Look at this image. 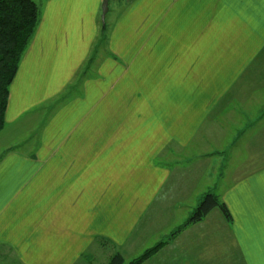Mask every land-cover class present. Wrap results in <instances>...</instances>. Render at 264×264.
Listing matches in <instances>:
<instances>
[{
  "label": "crops",
  "instance_id": "0c3cea01",
  "mask_svg": "<svg viewBox=\"0 0 264 264\" xmlns=\"http://www.w3.org/2000/svg\"><path fill=\"white\" fill-rule=\"evenodd\" d=\"M103 1L44 2L4 129L93 66ZM113 4L105 69L43 124L37 155L0 139V264L140 257L163 200L176 232L207 194L233 223L215 209L144 264H264V0Z\"/></svg>",
  "mask_w": 264,
  "mask_h": 264
},
{
  "label": "trees",
  "instance_id": "16d2710c",
  "mask_svg": "<svg viewBox=\"0 0 264 264\" xmlns=\"http://www.w3.org/2000/svg\"><path fill=\"white\" fill-rule=\"evenodd\" d=\"M40 23V9L33 0H0V132L5 127L11 86ZM218 209L226 221L233 217L225 203L215 194H207L195 209L185 226L203 221L213 210ZM171 235L172 240L184 228ZM161 242L129 264H144L168 242ZM108 264H126L122 254L116 253Z\"/></svg>",
  "mask_w": 264,
  "mask_h": 264
},
{
  "label": "rangeland",
  "instance_id": "374dc122",
  "mask_svg": "<svg viewBox=\"0 0 264 264\" xmlns=\"http://www.w3.org/2000/svg\"><path fill=\"white\" fill-rule=\"evenodd\" d=\"M33 1L38 5L40 9V20H41L43 13H44V8H45L44 2L46 0H33ZM113 6H114L113 0H110V4H109L110 13H108L107 18L105 19V26L102 24V21L100 20L102 27H101L98 39L92 47V52L94 53V54L92 53L93 54V58H92L93 66L90 67V69L89 68L84 69V71H87L86 74L84 75L82 73L78 76V80H77L78 84H76L74 88H72V86L69 87V89H67L66 92H64L62 95H60L59 97H56L55 99L51 100L50 102L46 103L43 107H41L38 111L37 117H35L36 114L35 115L31 114L29 116L24 117V122L22 124L18 122L16 125L8 127L7 129H4V131L2 130L3 133L0 136L1 137L0 139L2 142L4 141L11 142V143L13 142L14 144H16L13 147L15 148V147L21 146L22 141H26L28 145L27 146L28 148L26 149L27 153L31 154V156L37 155V152L39 150L37 145L41 144V135H42L41 128H43V124H46L48 118L50 116H53L60 110L61 104H63L66 100L75 99L81 96L80 95L81 86L83 85H80V84L86 80L85 79L86 77H94L98 70L101 72L102 69H105V66H104L105 63L103 64V61H106V43H107L108 34L110 33V30H111L110 21L112 20V17H113V11H112ZM101 11H102V7H101ZM101 16H102V12L100 13V17ZM97 65H99V69L96 68ZM82 92L84 94L85 90L84 91L82 90ZM1 150L2 148L0 149V151ZM18 151H21V149H18ZM2 152L3 151H1L0 154H5ZM166 201L167 199L161 202V205L165 202L163 209L155 210L151 212L150 215H148L149 218L147 217L148 223H149L148 228H150L149 229L150 231L155 233V232L163 230L162 234L159 237L153 238L151 241L148 240L149 238L147 239L148 240L147 246L149 247H152L157 242L158 244H160L161 242H166L169 238H171V235L174 233L173 229L176 223L171 224L168 222L173 217V213L172 211H170V207H169L171 205L170 201L168 200L167 201L168 203H166ZM139 233L140 232H138L137 235H139ZM147 234H149V232ZM147 237H150V236H147ZM170 241L168 240V242ZM135 242L139 244L138 240H136ZM136 243L134 244L136 245ZM158 244H156V246ZM167 245L168 243L165 246H163L161 250L165 248ZM110 253H112L110 250H107L104 253V255H102V253H99L97 260H96V264H108L109 258L111 257L109 255ZM168 254L169 253L164 252L161 256H159L158 258L159 262L157 263L167 264L169 262L167 261L169 258L167 256ZM138 256H139L138 253L134 255V257H138ZM134 257L125 259L126 264H129L130 262H132L134 260L133 259ZM153 257H151L149 260H151ZM149 260H147L146 262H148Z\"/></svg>",
  "mask_w": 264,
  "mask_h": 264
},
{
  "label": "water",
  "instance_id": "95a60500",
  "mask_svg": "<svg viewBox=\"0 0 264 264\" xmlns=\"http://www.w3.org/2000/svg\"><path fill=\"white\" fill-rule=\"evenodd\" d=\"M109 11V0H104L103 5H102V16H101V21L102 24L105 26V19Z\"/></svg>",
  "mask_w": 264,
  "mask_h": 264
}]
</instances>
